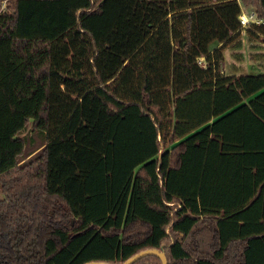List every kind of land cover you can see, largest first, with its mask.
<instances>
[{"label": "trees", "instance_id": "obj_1", "mask_svg": "<svg viewBox=\"0 0 264 264\" xmlns=\"http://www.w3.org/2000/svg\"><path fill=\"white\" fill-rule=\"evenodd\" d=\"M245 10L0 0V264H264V73L221 71L264 44Z\"/></svg>", "mask_w": 264, "mask_h": 264}, {"label": "rangeland", "instance_id": "obj_2", "mask_svg": "<svg viewBox=\"0 0 264 264\" xmlns=\"http://www.w3.org/2000/svg\"><path fill=\"white\" fill-rule=\"evenodd\" d=\"M260 39L248 37L243 33L238 42L224 51L221 71L226 75L264 73V44ZM30 126L31 123L27 125L28 128Z\"/></svg>", "mask_w": 264, "mask_h": 264}, {"label": "water", "instance_id": "obj_3", "mask_svg": "<svg viewBox=\"0 0 264 264\" xmlns=\"http://www.w3.org/2000/svg\"><path fill=\"white\" fill-rule=\"evenodd\" d=\"M146 256L157 257L160 260L161 264H167V259H166L165 253L162 251V249H160V250H158V249H147L144 251H140L137 254L128 258L126 261H124L121 264H133L136 261H138L139 259L146 257ZM86 264H106V263L90 262V263H86Z\"/></svg>", "mask_w": 264, "mask_h": 264}, {"label": "built area", "instance_id": "obj_4", "mask_svg": "<svg viewBox=\"0 0 264 264\" xmlns=\"http://www.w3.org/2000/svg\"><path fill=\"white\" fill-rule=\"evenodd\" d=\"M1 10L3 12L6 11L5 5L2 6ZM239 21H240L241 26L243 28H247L250 24H264L263 21L256 20L254 14L252 12L246 13L244 11L240 14Z\"/></svg>", "mask_w": 264, "mask_h": 264}, {"label": "snow or ice", "instance_id": "obj_5", "mask_svg": "<svg viewBox=\"0 0 264 264\" xmlns=\"http://www.w3.org/2000/svg\"><path fill=\"white\" fill-rule=\"evenodd\" d=\"M260 95V94H258ZM255 99V98H253ZM255 119L257 120V122H259L261 119H264V113H261V115L259 117H255Z\"/></svg>", "mask_w": 264, "mask_h": 264}]
</instances>
